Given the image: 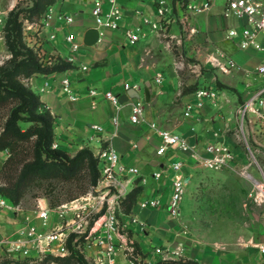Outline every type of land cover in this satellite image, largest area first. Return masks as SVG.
<instances>
[{
  "label": "crops",
  "instance_id": "obj_1",
  "mask_svg": "<svg viewBox=\"0 0 264 264\" xmlns=\"http://www.w3.org/2000/svg\"><path fill=\"white\" fill-rule=\"evenodd\" d=\"M162 1L174 11L165 31L152 26L160 18L157 4L150 0H117L121 10L118 29L97 25L93 16L95 0H55L49 17L41 19V47L48 57L69 61L73 68L49 76L35 75L29 81L42 108L56 119L54 133L58 146L76 156L84 148L97 155L111 145L118 152L121 164L140 170L134 188L140 186L143 190L125 217L129 218L130 228L137 232L133 240L145 256L156 254L160 246L185 248L178 218L168 211L173 175L170 165L184 159L173 150L157 155L161 138L150 124L184 137L201 153L217 142L232 149L233 139L227 133L233 129L242 105L239 99L242 103L247 99V85L255 90L262 81V77L246 75L264 65V53L242 50L227 38L229 30L240 28L244 22L235 16H225L226 0H197L199 6L209 3L210 8L189 18V28L196 29L192 35L181 23L186 12L180 4L182 1ZM255 1L264 4V0ZM109 9L110 0H101L102 20H106ZM60 16H72L73 22L68 23ZM91 29L98 30L99 37L94 45L87 46L85 37ZM70 36L79 46L76 51L68 41ZM131 36L138 41L132 42ZM216 51L234 59L240 70L225 75L207 65V56ZM189 58H195V62ZM182 64L184 68L180 69ZM65 80L70 84L68 93L64 90ZM200 89L216 92L217 99L205 98L199 105L196 93ZM131 90L137 97L127 96V101L120 104L119 100L124 101ZM109 92L118 98V103L105 99ZM135 105L144 108V119L138 124L130 120ZM94 126H100L102 131ZM260 131L259 127L258 135ZM233 152L236 160L232 163L237 162V153ZM184 162L188 186L194 183L190 172L197 169L192 160ZM158 172L162 175L157 180L153 175ZM153 199H160L161 206L142 208L143 202ZM132 218L137 222H132ZM255 235L258 243L254 242ZM263 246L264 211H260L254 215L239 250L223 256L221 251L196 247L198 250L188 260L199 264H264V252L260 250Z\"/></svg>",
  "mask_w": 264,
  "mask_h": 264
},
{
  "label": "built area",
  "instance_id": "obj_2",
  "mask_svg": "<svg viewBox=\"0 0 264 264\" xmlns=\"http://www.w3.org/2000/svg\"><path fill=\"white\" fill-rule=\"evenodd\" d=\"M157 4L158 17L160 21L152 26L155 30L165 31L170 19L174 16V11L164 6L162 0H150ZM182 8H186L181 23L185 31L190 35L196 33L195 28H189V18L193 13L208 10L209 3H203L201 6L197 4V0H180ZM187 1V2H185ZM52 9L45 14L46 18ZM101 0H95V8L93 16L96 18L97 25L102 28L118 29V21L121 19V10L117 0H110V9L106 15V20L101 18ZM225 16H235L244 23L240 28H233L228 31L227 38L242 50H253L258 53H264V4L255 0H226ZM68 23L73 22V17H63ZM165 23V25H163ZM132 42L138 41L137 37H130ZM68 41L72 43L73 50H78L79 46L75 44L74 37L70 36ZM168 42V47L171 48ZM207 65L213 69H218L225 75H231L235 71L240 70L237 62L221 51L209 54L206 58ZM184 68V64L179 66ZM247 77H262L260 85L255 90H250L251 85H247V99L237 111V116L245 121L246 117L252 116L259 123L261 131L259 136L263 138L264 146V65H261L255 72L249 73ZM263 82V83H261ZM65 92H69V81H63ZM128 89V87H127ZM96 96L95 92L91 93ZM105 99L118 103V98L112 93L104 95ZM199 105L203 104V99H217V94L209 89H200L196 93ZM95 105V104H94ZM191 106L188 107V110ZM144 108L142 105H135L132 109L131 122L138 124L143 121ZM232 121V119H229ZM256 122V123H257ZM150 127L159 134L161 145L157 150V155L162 156L168 150L178 152L184 161L192 160L195 169H205L218 171L229 166L236 160L235 153L224 143H215L206 147L204 153L197 150L196 146H192L184 137L177 135L171 131L159 129L155 123ZM97 131H102L100 126H94ZM56 147V145L54 146ZM100 161V177L96 187L87 196L81 197L74 201L51 206L50 203L42 198L34 200V207L30 214H24L20 205H15L4 195L0 194V214L5 211L12 210L13 215H24V219L18 223L14 231L10 233L0 234V254L4 256L24 257L25 259H33L30 264L40 262L49 256L62 257L68 256V241L73 236L85 234L88 230L86 223V211L88 208L97 209L102 216L95 222L94 226L89 230V236L97 234L99 230L104 234L105 243L112 247H119L120 244L129 256L135 253V241L125 233L124 225L120 220L124 213L123 201L128 193L136 186V180L141 176L140 170L136 167H130L120 163V156L115 148L108 145L102 148L96 155ZM183 160L174 162L170 165L173 173L172 194L168 204V211L174 218H179L181 206L186 194V177L183 169L186 162ZM260 179H256L252 174L245 171L247 177L254 183L252 199L256 204L264 203V168L259 167ZM162 173L158 172L153 178L160 179ZM145 182V180H143ZM142 208H158L161 206L160 199L147 200L142 203ZM90 212V211H89ZM23 213V214H21ZM132 222L136 223V218H132ZM100 224V225H98ZM106 233V234H105ZM100 242V244H102ZM264 252V246L260 248ZM112 249H106L111 252ZM34 252V255L30 253Z\"/></svg>",
  "mask_w": 264,
  "mask_h": 264
},
{
  "label": "rangeland",
  "instance_id": "obj_3",
  "mask_svg": "<svg viewBox=\"0 0 264 264\" xmlns=\"http://www.w3.org/2000/svg\"><path fill=\"white\" fill-rule=\"evenodd\" d=\"M34 2L35 0H0V67L12 59V54L6 46L5 36L7 20L13 10L20 12L23 43L38 55L44 65L50 66L57 62L54 57H48L41 47L39 32L43 26L41 19L45 14L29 18V9ZM189 61L195 62V58H189ZM32 77L20 81L31 88L29 81ZM239 101L243 104L240 99ZM10 110L11 106L0 105V137L6 129ZM256 122L252 116L246 117L245 121L236 116L233 129L227 133V136L233 139L231 145L237 153V162L230 163L228 167L218 171L203 169L190 172L194 183L186 187L181 213L177 219L185 248L177 246L176 249H172L160 246L159 249L156 248V254L145 256L142 248L135 242V253L129 256L122 244L119 247L107 245L101 230L92 237L89 236L90 228L102 216L97 209L91 211V207L86 211L88 215L85 221L88 223V230L85 234L69 239L67 257L49 256L33 264H79V257H82L86 264H156L166 259L188 260L194 256L195 249L205 247L221 251L223 256L236 252L243 246L254 215L264 211V204L258 205L253 201L254 183L245 174L247 171L256 179H260L259 167L264 168V146L261 144L263 137L257 134L259 123ZM19 125L23 130L30 126L25 122H19ZM35 140L36 137L30 142H15L13 147L0 151V189H13L16 186L22 167L26 162L34 159ZM69 156L75 157L71 153ZM94 157L97 159L96 155ZM100 164L98 160L99 177ZM89 181V169L81 171L72 179L38 178L30 184L23 198L15 205H20L24 214H30L34 200L37 198L47 200L53 207L65 204L91 193L94 187H90ZM124 213H126L125 205ZM14 218L12 210L0 214V234L14 231L21 225L18 222L24 219V215L19 213L16 219ZM120 220L124 225L125 233L133 239L137 232L130 228L129 218L121 216ZM102 241L103 243L100 244ZM109 248L112 251L106 252ZM30 254L34 255V252ZM16 256L18 255L0 254V264H30L29 261L33 260ZM63 259H68L67 263H64Z\"/></svg>",
  "mask_w": 264,
  "mask_h": 264
},
{
  "label": "trees",
  "instance_id": "obj_4",
  "mask_svg": "<svg viewBox=\"0 0 264 264\" xmlns=\"http://www.w3.org/2000/svg\"><path fill=\"white\" fill-rule=\"evenodd\" d=\"M55 3V0H35L29 9V18L40 17ZM20 12H10L6 25V46L12 54V59L0 67V105L11 106L6 129L0 137V151L13 147L15 142H30L34 137L33 160L26 162L21 169L18 182L13 189L1 188L0 194L9 198L12 203L18 204L23 198L25 190L38 178L72 179L89 169L90 187H96L99 178L98 160L88 148L80 150L74 158L69 156L67 150L56 145L54 133L56 119L50 112L42 108L37 94L26 86L23 78L35 75L49 76L73 68V64L62 58L57 59L53 65L47 66L40 62L38 55L23 43L22 21ZM19 122L30 126L23 130ZM142 187H136L128 193L123 205L126 213L132 211L137 197L142 193ZM68 259H63L67 263ZM79 264H86L82 257ZM156 264H199L197 261L161 260Z\"/></svg>",
  "mask_w": 264,
  "mask_h": 264
},
{
  "label": "water",
  "instance_id": "obj_5",
  "mask_svg": "<svg viewBox=\"0 0 264 264\" xmlns=\"http://www.w3.org/2000/svg\"><path fill=\"white\" fill-rule=\"evenodd\" d=\"M98 37H99V33L98 30L96 29H91L90 31H88L86 37H85V45L87 46H92L94 45L97 41H98ZM147 95V92H146ZM127 96L129 97H137V93L134 90H131L125 97H124V101L123 100H119L120 104H123L125 101H127ZM148 99V98H147ZM254 242L258 243V237L257 235H255L254 238Z\"/></svg>",
  "mask_w": 264,
  "mask_h": 264
}]
</instances>
